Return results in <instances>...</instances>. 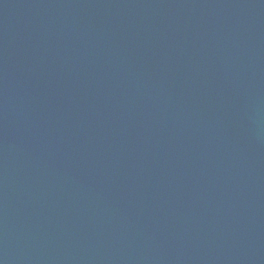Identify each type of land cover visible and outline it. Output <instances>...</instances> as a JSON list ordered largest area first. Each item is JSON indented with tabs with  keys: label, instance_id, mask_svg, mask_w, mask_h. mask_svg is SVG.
Here are the masks:
<instances>
[{
	"label": "water",
	"instance_id": "95a60500",
	"mask_svg": "<svg viewBox=\"0 0 264 264\" xmlns=\"http://www.w3.org/2000/svg\"><path fill=\"white\" fill-rule=\"evenodd\" d=\"M0 264H264V0H0Z\"/></svg>",
	"mask_w": 264,
	"mask_h": 264
}]
</instances>
